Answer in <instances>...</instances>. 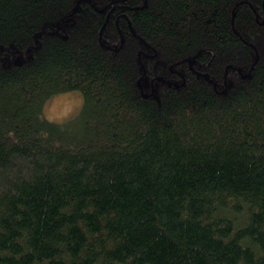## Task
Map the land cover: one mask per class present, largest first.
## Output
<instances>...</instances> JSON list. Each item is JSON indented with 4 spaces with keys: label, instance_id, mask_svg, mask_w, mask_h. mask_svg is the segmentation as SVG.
Wrapping results in <instances>:
<instances>
[{
    "label": "trees",
    "instance_id": "trees-1",
    "mask_svg": "<svg viewBox=\"0 0 264 264\" xmlns=\"http://www.w3.org/2000/svg\"><path fill=\"white\" fill-rule=\"evenodd\" d=\"M0 264H264V0H0Z\"/></svg>",
    "mask_w": 264,
    "mask_h": 264
},
{
    "label": "rangeland",
    "instance_id": "rangeland-1",
    "mask_svg": "<svg viewBox=\"0 0 264 264\" xmlns=\"http://www.w3.org/2000/svg\"><path fill=\"white\" fill-rule=\"evenodd\" d=\"M83 104L82 91L78 89L69 90L50 97L44 105L43 113L51 121L64 123L76 117Z\"/></svg>",
    "mask_w": 264,
    "mask_h": 264
},
{
    "label": "water",
    "instance_id": "water-1",
    "mask_svg": "<svg viewBox=\"0 0 264 264\" xmlns=\"http://www.w3.org/2000/svg\"><path fill=\"white\" fill-rule=\"evenodd\" d=\"M145 96H146V94H145Z\"/></svg>",
    "mask_w": 264,
    "mask_h": 264
}]
</instances>
